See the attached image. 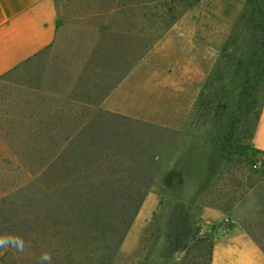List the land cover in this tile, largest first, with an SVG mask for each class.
Returning <instances> with one entry per match:
<instances>
[{
  "label": "rangeland",
  "instance_id": "rangeland-1",
  "mask_svg": "<svg viewBox=\"0 0 264 264\" xmlns=\"http://www.w3.org/2000/svg\"><path fill=\"white\" fill-rule=\"evenodd\" d=\"M257 1L264 8V0ZM121 2L54 0V40L4 76L11 91L39 88L81 100L97 95L102 109L153 124L158 171L108 264H208V246L219 235L248 225L264 247V161L248 137L253 116L228 134L244 64L257 52L253 25L241 17L247 0H165L141 11L132 3L116 8ZM128 37L140 56L116 70L88 68L94 49L116 43L128 50ZM256 160L262 163L253 168ZM10 166L1 162L0 195L21 176ZM26 180L4 200L29 213L5 217L23 230L0 234V264H44L45 254L50 264H105L111 242L91 233L90 222L62 217L55 231L38 232V174ZM133 191L128 202L137 200ZM207 207L219 215L207 216Z\"/></svg>",
  "mask_w": 264,
  "mask_h": 264
},
{
  "label": "trees",
  "instance_id": "trees-1",
  "mask_svg": "<svg viewBox=\"0 0 264 264\" xmlns=\"http://www.w3.org/2000/svg\"><path fill=\"white\" fill-rule=\"evenodd\" d=\"M128 3L140 11L166 5L165 0H122L116 8L122 10ZM147 14L143 11L141 15ZM241 17L253 25L257 52L244 64L236 101L237 113L230 117L228 134L232 137L236 127H247L253 116L248 136L252 140L264 103V98L259 100L264 87V8L257 0H247ZM129 39L128 50L119 49L116 43L107 49H94L88 68L99 66L116 70L121 61L138 56L139 49L134 50L133 38ZM5 74L0 75V165L6 161L11 165L10 169L20 171L21 176L0 195V234H18L23 230L20 225L9 226L5 217L29 212L22 205L6 204L4 200L28 184V176L38 174V208L33 211L35 216L38 215V232L46 233L50 227L55 231L58 219L62 217L90 222L91 233L102 235L111 242L105 246L109 251L105 260L108 264L158 171L160 147L153 142V124L102 109L97 95H87L86 100H81L68 96L58 98L39 88L38 91H24L17 87L11 91L4 84ZM223 91L221 86L219 101L223 99ZM73 99L81 103L74 105ZM58 102L64 105L57 107L55 103ZM122 173H127V178H123ZM134 189L138 193L137 200L128 202ZM260 199L264 200V196ZM259 203L264 206V202ZM207 205L223 210L232 207L230 204ZM249 228V225L242 226L264 251ZM207 254L210 264L212 244L208 246Z\"/></svg>",
  "mask_w": 264,
  "mask_h": 264
},
{
  "label": "crops",
  "instance_id": "crops-1",
  "mask_svg": "<svg viewBox=\"0 0 264 264\" xmlns=\"http://www.w3.org/2000/svg\"><path fill=\"white\" fill-rule=\"evenodd\" d=\"M57 25L54 0H0V75L50 45ZM252 143L264 161V103ZM204 214L219 212L207 207ZM210 264H264V251L244 230H232L214 240Z\"/></svg>",
  "mask_w": 264,
  "mask_h": 264
},
{
  "label": "clouds",
  "instance_id": "clouds-1",
  "mask_svg": "<svg viewBox=\"0 0 264 264\" xmlns=\"http://www.w3.org/2000/svg\"><path fill=\"white\" fill-rule=\"evenodd\" d=\"M42 260L44 261V264H50L51 257L47 254L43 255Z\"/></svg>",
  "mask_w": 264,
  "mask_h": 264
},
{
  "label": "built area",
  "instance_id": "built-area-1",
  "mask_svg": "<svg viewBox=\"0 0 264 264\" xmlns=\"http://www.w3.org/2000/svg\"><path fill=\"white\" fill-rule=\"evenodd\" d=\"M262 161L261 160H256L253 164L252 167L253 168H258L261 165Z\"/></svg>",
  "mask_w": 264,
  "mask_h": 264
}]
</instances>
